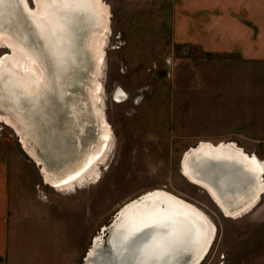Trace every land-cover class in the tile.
Wrapping results in <instances>:
<instances>
[{"label":"rangeland","instance_id":"374dc122","mask_svg":"<svg viewBox=\"0 0 264 264\" xmlns=\"http://www.w3.org/2000/svg\"><path fill=\"white\" fill-rule=\"evenodd\" d=\"M195 1H103L112 13L103 110L115 144L98 184L54 191L19 137L0 123L7 264H85L115 215L153 191L191 203L215 225L202 264H264V195L232 219L182 173L184 155L202 143H233L264 162V63L219 52ZM120 91L127 96L118 101Z\"/></svg>","mask_w":264,"mask_h":264},{"label":"bare ground","instance_id":"6f19581e","mask_svg":"<svg viewBox=\"0 0 264 264\" xmlns=\"http://www.w3.org/2000/svg\"><path fill=\"white\" fill-rule=\"evenodd\" d=\"M25 1L0 0V49L13 53L0 62V123L19 137L48 186L75 193L101 181L113 150L110 127L100 143L101 126L90 103L93 99L105 118L101 79L109 22L107 34L98 35L109 8L101 0H34L33 16ZM93 47L102 61L96 86ZM23 61L38 70L36 78L23 71ZM235 145L199 144L182 164L183 175L232 219L251 211L264 195V162ZM215 231L191 203L166 191L149 192L126 204L103 228L85 264H202Z\"/></svg>","mask_w":264,"mask_h":264},{"label":"crops","instance_id":"0c3cea01","mask_svg":"<svg viewBox=\"0 0 264 264\" xmlns=\"http://www.w3.org/2000/svg\"><path fill=\"white\" fill-rule=\"evenodd\" d=\"M195 3L202 23L208 24L209 20L212 23V42L219 52H228L236 61L264 63V0H196ZM7 173L0 162V198L4 199ZM1 206L6 207L2 199L0 210ZM7 255L5 226L1 222L0 264H7Z\"/></svg>","mask_w":264,"mask_h":264},{"label":"flooded vegetation","instance_id":"af4514ba","mask_svg":"<svg viewBox=\"0 0 264 264\" xmlns=\"http://www.w3.org/2000/svg\"><path fill=\"white\" fill-rule=\"evenodd\" d=\"M25 1V0H24ZM104 1V0H103ZM102 0L100 1V4L101 3H105V2H103ZM29 2L30 1H28V0H26L25 1V3H27L25 6H27L26 8L28 9V11H32V12H30V13H32L31 15H33L34 13H36L37 11L36 10H38L37 9V6H36V4H35V2H34V0H32V6H33V8H31L30 6H29ZM110 11V10H109ZM110 13H111V11H110ZM27 14V13H26ZM28 15V14H27ZM31 15H28V16H31ZM34 16V15H33ZM109 17L107 16V14H102V28H101V30H100V32H99V35H98V38L99 39H101V38H103L106 34H107V24L106 23H110V21H108L109 19H108ZM111 18H112V13H111ZM111 20V23H110V26H111V24H112V19H110ZM112 28V27H111ZM112 34V33H111ZM111 34L109 35V38L111 37ZM100 36V37H99ZM97 38V39H98ZM97 39H95L94 41H96ZM91 44H92V42H91ZM91 47H92V45H91ZM89 49H91L92 50V48H89ZM8 50V49H7ZM12 50H8V52H5V53H3L1 56H0V62H2V61H4V60H7L10 56H12V52H11ZM92 52L94 53V56L96 57V63H95V66H94V70H93V73H92V75H93V77H92V83H94L95 84V86H96V84H98V80H97V73H98V70H99V66L100 65H102V61H101V59H99L100 57H99V53H98V51L95 49V47H93V50H92ZM106 56V55H105ZM106 61V60H105ZM29 63H31V62H29V61H23V65H22V68L24 69L23 71H30L31 70V72H33V77L34 78H36L37 76H38V70L37 69H35V68H33L31 65H29ZM105 65H106V62H105ZM24 66V67H23ZM26 69H28V70H26ZM96 82V83H95ZM127 96V95H126ZM126 96L124 95V93L123 92H118L117 93V95H116V99L118 100V101H120V100H123L124 98H126ZM95 101L93 100V99H91L90 100V103H92V107H93V109H94V111H95V109H96V115H97V118L99 119L98 120V122H99V125L101 126V131H100V135H101V139H100V143H102L105 139H106V137H107V131H108V129H106V132H105V129L104 128H109L110 127V129L112 130V135H113V148H114V142H115V138H114V132H113V128L111 127V125H110V123H109V121H108V119L107 118H104L100 113H99V111H98V109H97V107H96V103H94ZM99 115V116H98ZM100 117V118H99ZM105 117H106V115H105ZM105 133V134H104ZM224 144H226V145H230V143H224ZM237 148H238V146L237 145H235ZM113 151V150H112ZM244 152V151H243ZM187 154V153H186ZM185 154V155H186ZM185 155H184V157H185ZM183 160H184V158H183ZM183 164V163H182ZM262 180V179H261ZM205 190V189H204ZM206 191V190H205ZM214 201V200H213ZM214 202H216L217 204H218V202L215 200ZM225 213V212H224ZM226 214V213H225ZM228 217V216H227ZM215 226V225H214ZM215 230H216V227H215ZM215 235H216V231H215ZM215 238H216V236H215ZM214 242H215V240H214ZM214 244V243H213ZM213 246V245H212ZM209 254V253H208Z\"/></svg>","mask_w":264,"mask_h":264}]
</instances>
